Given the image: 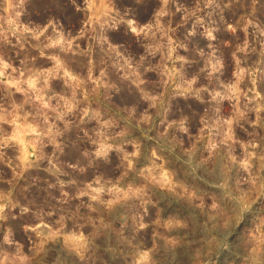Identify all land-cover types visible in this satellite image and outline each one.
<instances>
[{
  "label": "rangeland",
  "instance_id": "obj_1",
  "mask_svg": "<svg viewBox=\"0 0 264 264\" xmlns=\"http://www.w3.org/2000/svg\"><path fill=\"white\" fill-rule=\"evenodd\" d=\"M0 264H264V0H0Z\"/></svg>",
  "mask_w": 264,
  "mask_h": 264
}]
</instances>
